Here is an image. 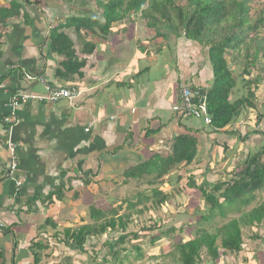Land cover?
<instances>
[{
	"label": "crops",
	"instance_id": "crops-1",
	"mask_svg": "<svg viewBox=\"0 0 264 264\" xmlns=\"http://www.w3.org/2000/svg\"><path fill=\"white\" fill-rule=\"evenodd\" d=\"M43 1L17 0L18 14L0 23V264H32L34 252L40 259L33 264H59L66 256H72L73 264H88L85 258L81 260L85 252L78 255L59 240L63 229L85 224L73 222L80 220V202L102 209L96 204L101 202L106 177L114 176L108 180L111 186L136 181L122 173L155 155L168 156L175 138L185 133L197 139L196 156L187 170L195 171L202 164L205 175L218 166L228 171L231 159L236 161L241 154L242 143L232 146L234 156L230 158L226 151L229 143L238 141L235 135L220 131L210 136L199 119L172 109L180 104L181 84L205 88L211 84L210 65L207 59V64H198L196 43L164 31L160 37L149 34L140 21L117 22L115 32L110 28L105 35L81 30L77 36L64 29L74 56L84 64L77 73L60 77L56 71L62 57L48 49L47 37L52 25L69 14L61 4L52 7ZM9 2L0 0V6L17 8ZM133 24L138 32L131 36L129 30L128 35L118 31ZM165 51L172 54L169 69L163 63ZM236 81L232 92L243 94V82ZM46 84L73 88L77 94L71 100H27L14 109L9 106L13 95L42 94ZM241 115L236 118L239 123L243 122ZM236 119L222 130H235ZM216 150H221L217 158L210 152ZM182 166L184 162L168 176L180 173ZM163 179L162 184L145 185L162 190L167 176ZM57 191L61 199L52 194ZM176 200L173 197V203ZM59 206L68 208V216L51 214ZM260 227L264 230L262 223L246 234L242 231L238 254L223 253L215 262L207 258L199 264H264L263 231L256 234ZM251 235L261 237L252 239ZM38 241L42 242L37 250L32 243ZM243 253L245 257L240 256ZM229 256L236 259L227 260Z\"/></svg>",
	"mask_w": 264,
	"mask_h": 264
},
{
	"label": "trees",
	"instance_id": "trees-1",
	"mask_svg": "<svg viewBox=\"0 0 264 264\" xmlns=\"http://www.w3.org/2000/svg\"><path fill=\"white\" fill-rule=\"evenodd\" d=\"M94 1L99 9L98 13L88 17L72 14L56 25H52L48 31V49L53 54L62 57L61 67L56 71L57 76L77 73L81 65L84 64L74 56L73 44L64 29L73 30L77 36L81 30L92 33L97 30L98 33L105 35L109 33L112 24L122 22L126 16L131 15L130 13H137L139 18L145 21L146 27L154 30L156 36L160 37L161 31H164L173 34L175 38L192 41L206 49L207 61L212 72L210 86L206 89L202 87L201 90L205 94L207 112L210 116V123L205 125L209 129L206 134L214 136L222 131L221 133L236 135V139H241V141L247 139L250 134L262 137L260 148L254 152L249 151L246 157L239 159L241 168H235L231 178L225 181H216L210 184L205 181L199 186L195 184L194 175L196 172H202L204 176L206 168L200 167L192 172L186 169V165L194 160L197 152V139L186 133L175 138L174 148L168 156L155 155L122 173L126 179H141L144 176H150L151 178L145 182L148 185L162 184L164 176H167L166 182L170 186L173 182L180 181L184 186H179L178 193L188 188L195 194L198 192L208 205L207 214L200 216L201 220H212L216 215L224 218L227 213H235L228 220L215 225L212 231L199 228L195 235L188 240L178 239L173 242L172 249L167 253L172 258V264H199L200 253L203 249L208 258L214 262L223 253L238 254L242 249L243 229H250L253 226L258 228L264 221V199L250 209L245 208L256 200V191H264V130L258 129L259 123L263 120L264 111L256 115L254 129L247 131L244 136H241L238 130H222L241 114L242 117L247 116L245 112L248 109H256L254 92L250 88L251 84H255L254 80L250 82V80L240 78L239 81L243 82L246 87L245 93L242 94L238 90L232 92L237 81L233 76V70L226 62L225 55L227 51H234L236 56L243 55L242 75H250V69L259 60L264 67V34L259 33V30L264 29V0L260 2V6L253 14L250 13L249 2L251 0ZM9 3L17 8L0 6V23H5L6 19L18 14L20 5L17 4V0H10ZM25 21H27L26 18ZM91 48H94L93 44H91ZM190 87L194 89L200 86L190 85ZM261 107H264V102ZM243 119L245 120L244 117ZM183 129L189 130L185 127ZM182 162H184V168H180L181 172L169 177L170 172ZM150 191L154 198L153 206L160 209L162 204L168 203L171 197V194L162 191L159 187L154 186ZM52 194L61 199L58 191ZM139 199L140 202L143 198ZM127 205L128 208L134 206L131 201H128ZM138 211L141 213V210ZM89 217L93 220L92 223L63 229L64 236L59 240L71 250L85 252L86 257L88 256V264H105L95 262V255L102 247L109 245L111 232H119L114 244L117 248L107 250V255H103L102 259L107 261L110 256L113 259L112 264L122 263L121 258L125 259L126 255L119 256L118 247L125 241L139 242L140 238L144 236V234H140V231L146 230V235L149 234L148 245H154L161 237L165 238L169 233L174 232L173 226L162 229L163 220L156 221L154 218L147 227L140 231H128L126 226L128 215H118L117 209L110 208V206L105 209L91 207ZM48 219L46 218L44 221H48ZM101 236H106L107 239L102 242L100 241ZM129 236L130 238H127ZM93 237L95 238L94 244H87V240L89 241ZM260 237L249 236L252 239ZM218 241L219 243H217ZM41 242L32 243V246L37 248ZM137 242L131 246L136 251L135 257L139 258L143 254ZM121 250H125V248ZM39 259V253L34 252L33 263L38 262ZM90 259L94 262H90ZM59 264H73L72 256L64 257Z\"/></svg>",
	"mask_w": 264,
	"mask_h": 264
},
{
	"label": "rangeland",
	"instance_id": "rangeland-1",
	"mask_svg": "<svg viewBox=\"0 0 264 264\" xmlns=\"http://www.w3.org/2000/svg\"><path fill=\"white\" fill-rule=\"evenodd\" d=\"M44 1L47 3L48 6H52V7H54L56 4H61V8L63 12L68 13L69 16L72 14H81V15L88 17V16H91L99 12V9L95 5L94 0H44ZM261 1L262 0H251L249 2V5L251 6V11H250L251 14H253L256 11V9L260 6ZM130 14L131 15L126 16L125 19L122 20V22H125V24H132L133 22L140 21L146 27L145 21L139 18V14L137 13L136 14L130 13ZM113 27L115 28V23L111 25V28ZM114 28H113V31H114ZM137 28H138L137 25L133 24V25H127L123 27V29H118V31L124 32L125 34H127L126 33L127 30H129L128 34L129 36H131V34H133L135 30L136 32H138ZM144 32L153 34L154 30L152 28L146 27ZM259 33L264 34V29L259 30ZM170 35H173V34H170ZM122 37L124 38L125 36H122ZM153 41L154 39H151V44H156L154 43L155 41L154 42ZM205 50H206L205 48H201L200 46H198L197 55L199 58V62H198L199 65L202 62L204 64H207L206 63L207 54ZM166 54H167V51H165L163 55L162 54L161 55L165 56ZM202 58H203V61H202ZM164 59H165L164 60L165 62L163 63L165 64V68H168V69L171 68L170 63L173 62L172 54H167L164 57ZM225 59L228 65L230 66V68L233 70V76L236 78V80H240V78L241 79L245 78V80L246 79L250 80V82L254 80L255 82V84L250 85V88L254 92V97H255L254 104L256 106V109L255 110L248 109L245 112L247 116H243L245 120L243 119L242 120L243 122L239 123L238 122L239 120L236 119L237 121L235 123L236 125L234 124L233 126V129L238 130V133L241 136H244L247 131H252L254 129V125H255L254 122L256 120V115L259 112L263 113L264 111V107L263 108L261 107L262 102H264V67L261 65L260 60H259L255 64V66L250 69V75L246 76V75H242V72H241L243 68V62H244L243 55L236 56V53L234 51H227L225 55ZM244 89L246 91V87ZM262 119L263 120L259 123L258 129L264 130V117ZM233 143H229L231 147L227 149L226 151V154L228 155V157L231 158L234 156V150L232 146L235 145V143L237 145L239 143H242L241 147H239L240 150L242 149V151H240L241 153L240 155L236 156L237 157L236 161H235V157L231 159L232 163L228 167L229 172L225 171V169H223L224 171H222L220 166H218L213 170L212 174L209 173L205 175L204 177L202 175V172L197 171L196 174L194 175L195 184L199 186L203 184V182L205 181L208 184H210L216 181H225L231 178L232 171L235 168H241L238 162L239 156L240 158H244L246 157L249 151L254 152L257 149H259L260 146L262 145V137H260L259 135L250 134L249 137H247V139L242 140V141L241 139H239L238 141L233 142ZM210 152L211 154L213 153V156L215 158H217V156L221 154V150L219 151L216 150L214 152L210 151ZM201 167H203L202 164H201ZM230 167H232L233 170L230 169ZM183 168L184 167L182 166L181 169ZM112 177L114 176H110L109 178H112ZM109 178L106 177L107 182L102 183L101 188L103 191L101 194H99L101 197L100 198L101 202L97 203L96 207H101L105 209L106 207L110 206V208L117 209L118 215L127 214L129 217L128 222L126 223L128 231H136V230L140 231L141 229L147 227L150 224V221L153 220V218L156 221L163 220L162 229H168L171 226L174 227V232L169 233V235L165 238L161 237L155 242L154 245L147 244L148 236H149V234L146 235L147 231L146 230H144L143 232L140 231V234H144V236L140 238L139 242L136 241L143 254V256L139 258L135 257L136 251L132 249L133 247L131 246L132 244H135L136 242L134 241V243H129L128 241H125L124 244L118 247L119 256L123 257V255L124 256L126 255L125 259L120 257L122 259L121 264H159V263L164 264V261L171 262L172 258L167 253L172 249L173 242H176L178 239H182L183 241L188 240L189 238L195 235L196 230L199 228H204L208 231H212L215 225H219L220 223L228 220L230 217L235 215V213L233 214L227 213L226 217L224 218H221L220 216L216 215L212 220H208V221L201 220L200 216L207 214L208 205L204 202V199L201 197V195L198 192L195 194L191 192L188 188H185L183 191H180V193H178L179 186L180 185L182 187L184 186V184L181 183L180 181L178 183L175 182L172 185V187L168 184L167 186H163V185L161 186L162 191L168 192L169 194H171V198H169L168 203L162 204L161 210H159L158 207L152 206V204L154 203V198L152 197L151 191H148L150 190V188L149 187L147 188L145 185L146 180L151 178L150 176H144L143 178L137 179L136 181L134 180L128 181L126 184H122V186L121 185L111 186L108 181ZM156 187H160V186H156ZM90 189L92 192H96L94 191L95 190L94 187H90ZM195 191H197V189H195ZM87 194L90 195L92 193L87 192ZM256 195H257L256 200L253 201L247 207H245L246 209H250L253 206H256L261 200L264 199V191H260V192L256 191ZM144 197H146V199H142L143 201L141 200L140 201L141 203H140L139 198H144ZM173 197L177 198L175 203H173L172 201ZM128 201H131V203L134 204V206H132L131 208H128V205H127ZM92 206L95 207L94 203L90 204L89 202L86 204L85 203L81 204L80 202L79 208L82 209L79 215L80 220L77 219L76 221H73V222L76 224H78L79 222H84L85 224L92 223L93 220L89 217L90 209ZM59 207L60 208L53 207V209L50 211L51 214L55 217L63 216L65 218L66 216H68V208L62 209L63 208L62 206H59ZM138 210H141V213ZM262 223L264 225V221ZM261 227L258 231H256L257 232L256 234H261L263 231V236H264V230L260 231ZM245 229L246 228H244L243 230L244 234H246L247 230H250V229H246V230ZM251 232L254 233L252 229H251ZM118 235H119V232H111L109 234L110 243L108 246L102 247L101 250L95 255L96 256L95 262L105 263V264L113 263V259L110 256H108L107 261L105 260L103 261L102 257L103 255L106 254L107 250H110V249L114 250L117 248V246H115L114 244L116 242V238L118 237ZM127 238H130V236ZM106 239H107L106 236L100 237V241L102 242H104ZM245 240L246 239L244 238V243H246L249 246V244ZM94 241H95V238L93 237L89 241L87 240V244L93 245ZM217 243H219V241ZM122 248H125V250H121ZM58 253L56 255H60V252ZM76 254L82 255V252L77 251ZM242 255L243 257H245V253L240 254V256ZM84 258L86 259L85 261L88 260V256L86 257V254L83 255L81 260H83ZM207 258H208V255L205 254V251L203 249L202 252L200 253V262L201 260L202 261L207 260ZM226 259L235 260L236 258L234 256H229V257H226ZM89 261L94 262L91 259Z\"/></svg>",
	"mask_w": 264,
	"mask_h": 264
},
{
	"label": "built area",
	"instance_id": "built-area-1",
	"mask_svg": "<svg viewBox=\"0 0 264 264\" xmlns=\"http://www.w3.org/2000/svg\"><path fill=\"white\" fill-rule=\"evenodd\" d=\"M201 90L202 87L192 89L189 84H181L179 87L180 104L175 105L172 109L174 112L183 116L199 119L202 124L207 125L210 123V116L207 112L205 94L202 93ZM76 94L77 92L73 88L46 84L45 91L42 94L13 95L9 99V106L11 109H14L20 102H25L27 100L52 102L64 99L71 100Z\"/></svg>",
	"mask_w": 264,
	"mask_h": 264
}]
</instances>
